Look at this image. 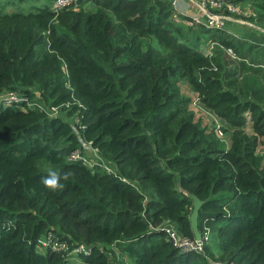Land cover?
I'll return each mask as SVG.
<instances>
[{"label":"trees","instance_id":"16d2710c","mask_svg":"<svg viewBox=\"0 0 264 264\" xmlns=\"http://www.w3.org/2000/svg\"><path fill=\"white\" fill-rule=\"evenodd\" d=\"M50 1L0 7V92L69 102L113 171L67 159L80 144L70 120L0 104V264H68L73 253L37 250L49 231L88 245L83 264H264V47L250 55L255 43L224 28L189 26L169 0H78L57 13ZM226 1L264 18V0ZM184 79L232 128L229 144L194 119ZM49 168L69 174L62 187L42 184ZM189 193L202 201L203 251L151 226L193 237Z\"/></svg>","mask_w":264,"mask_h":264},{"label":"built area","instance_id":"2783aa9c","mask_svg":"<svg viewBox=\"0 0 264 264\" xmlns=\"http://www.w3.org/2000/svg\"><path fill=\"white\" fill-rule=\"evenodd\" d=\"M174 8L183 14L185 11L179 4V0H169ZM200 10L204 13H193L190 14L185 23L189 26L202 24L207 27L223 28L225 25V19L227 13L238 12L241 13L243 10L239 8V3H230L226 0H195ZM78 0H52L51 9L57 13L61 8L71 6L77 7ZM227 11V12H226ZM215 41L209 42V47L204 50L206 53L211 52ZM227 53L234 56V52L231 47L225 48ZM39 94L30 97L27 94L19 92L17 90L6 89L0 92V104L10 105L18 104L22 108L34 107L40 110H45L49 115H55L58 105H50L49 108L46 107V103L39 99ZM199 99L196 97L193 103L198 102ZM68 104V103H66ZM71 126L76 133L79 140V146L71 150L68 155V160H81L83 163L90 167L95 165H100L106 171H113L112 167L107 164L102 156L100 155L97 146H94L90 140L85 139L82 134L83 123L79 122L78 114L74 115V121L71 122ZM215 134L220 138L224 139V131L219 123L214 124L213 127ZM154 229L161 230L164 232L166 238L171 242V244L177 247L180 251H203L204 243L208 239V231H205L199 239L182 234L174 225L168 221L163 220L158 222L156 225H151ZM36 248L39 251H45L47 249L69 252L73 254H87L89 252V246L85 243L78 242L76 244H70L65 239H61L59 236L55 235L52 231H49L46 235L38 237L36 241ZM214 264H224L222 261H214Z\"/></svg>","mask_w":264,"mask_h":264},{"label":"rangeland","instance_id":"374dc122","mask_svg":"<svg viewBox=\"0 0 264 264\" xmlns=\"http://www.w3.org/2000/svg\"><path fill=\"white\" fill-rule=\"evenodd\" d=\"M45 1H47V0H0V7L6 11H11V10L18 9V8H21L23 10H27L29 8H32L34 5H39L40 3L45 2ZM50 3H51V1H50ZM206 37H207V33L203 34L202 38L204 40L202 39V45H201L203 50H205L207 48V46L209 47V42H207L208 40ZM234 57L237 58L235 52H234ZM248 59L249 58H247V61H248ZM185 83L186 82L184 79L181 83V87H182L183 91L186 94L193 96V100H194L196 98V96H194V93L192 92V90H190V88L188 86H186ZM36 92L39 93V91H37V90H36ZM66 103H68V104H66ZM69 104H70L69 102L59 103L58 107L56 109V113H58V115L62 116L63 118L70 120V122H73L74 121V115H76L77 112L72 111L70 114L67 113V110L70 109ZM46 107L49 108L50 105L47 104ZM190 107L194 111V119L200 120L202 122V124L208 125L209 127L210 126L214 127V124H216V123H219L221 126L226 125L224 120L219 118L217 116V114H215L213 111H211L210 109H208V108L204 107L202 104H200L199 101L196 103H193V101H192L190 104ZM245 129L249 132L252 131L250 124L245 125ZM231 132H232L231 127L227 131H224L225 137L222 140L226 144H229ZM257 151L259 154L263 155V157H264V139L260 141L259 146L257 147ZM116 251H117V249H116ZM125 259H127V258L125 257ZM68 264H83V261L81 260V256H79L78 254H73L71 256V260H69Z\"/></svg>","mask_w":264,"mask_h":264},{"label":"crops","instance_id":"0c3cea01","mask_svg":"<svg viewBox=\"0 0 264 264\" xmlns=\"http://www.w3.org/2000/svg\"><path fill=\"white\" fill-rule=\"evenodd\" d=\"M179 4L187 15L204 13L195 0H179ZM238 6L243 12L227 13L223 28L236 39L244 41L245 47L252 42L255 43L256 46L250 53L252 55L256 49L264 47V18L255 17L254 6L248 1L239 3Z\"/></svg>","mask_w":264,"mask_h":264},{"label":"clouds","instance_id":"9594fccd","mask_svg":"<svg viewBox=\"0 0 264 264\" xmlns=\"http://www.w3.org/2000/svg\"><path fill=\"white\" fill-rule=\"evenodd\" d=\"M69 174L68 173H60L57 170H53L49 168L47 170V175L41 178L42 184L52 190H55L63 185L60 183L61 179L67 180Z\"/></svg>","mask_w":264,"mask_h":264},{"label":"water","instance_id":"95a60500","mask_svg":"<svg viewBox=\"0 0 264 264\" xmlns=\"http://www.w3.org/2000/svg\"><path fill=\"white\" fill-rule=\"evenodd\" d=\"M189 195L192 197V203H193V208L190 214V226L193 231V235L195 238L199 239L201 237V233L198 229V210L199 207L202 203L201 199L196 196L193 193H189Z\"/></svg>","mask_w":264,"mask_h":264}]
</instances>
